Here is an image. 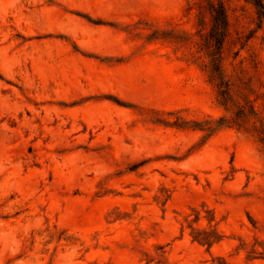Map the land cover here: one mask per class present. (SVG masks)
<instances>
[{"label": "rangeland", "instance_id": "rangeland-1", "mask_svg": "<svg viewBox=\"0 0 264 264\" xmlns=\"http://www.w3.org/2000/svg\"><path fill=\"white\" fill-rule=\"evenodd\" d=\"M255 1L0 0V264H264Z\"/></svg>", "mask_w": 264, "mask_h": 264}, {"label": "trees", "instance_id": "trees-1", "mask_svg": "<svg viewBox=\"0 0 264 264\" xmlns=\"http://www.w3.org/2000/svg\"><path fill=\"white\" fill-rule=\"evenodd\" d=\"M255 5H256V6H259L261 9H263L259 0H256V1H255ZM262 11H263V10H262ZM262 11H260V13H261V15L264 16V12H262ZM220 17H221V19H222V21H223V16H220Z\"/></svg>", "mask_w": 264, "mask_h": 264}]
</instances>
